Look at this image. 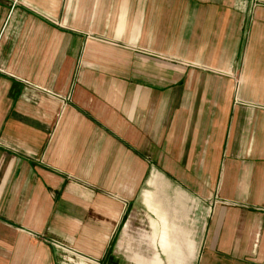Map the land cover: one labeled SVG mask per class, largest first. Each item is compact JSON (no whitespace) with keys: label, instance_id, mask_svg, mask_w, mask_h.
Segmentation results:
<instances>
[{"label":"crops","instance_id":"obj_1","mask_svg":"<svg viewBox=\"0 0 264 264\" xmlns=\"http://www.w3.org/2000/svg\"><path fill=\"white\" fill-rule=\"evenodd\" d=\"M158 170L192 264H264V0H0V264H181Z\"/></svg>","mask_w":264,"mask_h":264},{"label":"rangeland","instance_id":"obj_2","mask_svg":"<svg viewBox=\"0 0 264 264\" xmlns=\"http://www.w3.org/2000/svg\"><path fill=\"white\" fill-rule=\"evenodd\" d=\"M155 171L154 169H149L148 175ZM161 179L163 180V184H165L166 189L163 190V193L172 192V190H178L180 193L186 196V206H187V215L185 224L181 222V226L184 229V232L178 233V235L170 239V235L165 233V239L168 242L173 243V246H177L176 250H173L174 256L179 258V263L192 264L199 256L200 249L198 248L200 233L204 227L207 214L209 213L211 206L209 204L198 199L197 195H194L193 191L188 189L186 186L180 184L177 179L173 178L168 172L158 170ZM147 189L149 193L152 195V202L154 205L157 204V207H160V200L158 199L159 193L153 188L147 185ZM164 201V200H163ZM128 214L130 216V225L132 228V235L135 231H138L139 227H149L152 224L157 225L158 227L162 226V218L158 215L151 206L139 204L138 199L132 201L130 206L127 208ZM167 213L162 214L165 219L164 228L166 231H170L167 228L166 224V216ZM129 216V215H128ZM161 225V226H160ZM66 255L68 253H65ZM70 259V258H69ZM71 264H75L74 262L78 261L75 258L70 259ZM181 263V264H182Z\"/></svg>","mask_w":264,"mask_h":264}]
</instances>
